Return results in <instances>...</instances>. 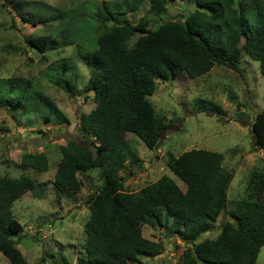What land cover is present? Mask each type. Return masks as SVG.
<instances>
[{
    "label": "trees",
    "instance_id": "16d2710c",
    "mask_svg": "<svg viewBox=\"0 0 264 264\" xmlns=\"http://www.w3.org/2000/svg\"><path fill=\"white\" fill-rule=\"evenodd\" d=\"M168 1L174 0L100 1L94 10L96 35L84 41L80 27L74 32L73 37L85 45L67 37L58 40L69 32L68 24L26 38L39 52L57 44H75L88 69L84 90L92 92L94 106L79 114L77 128L83 139L58 144L60 157L52 181L58 191L71 195L84 184L81 174L98 170L103 178L85 201L89 215L83 224L78 264H133L141 263V256L160 255L163 241L144 236V223L179 233L190 244L180 254V264H254L264 244V161L250 172L244 197L231 201V218L219 223V233L197 242L202 233L214 228L226 209L233 171L223 167L222 153L204 148H190L178 156L168 153L166 164L184 183V189L167 174L136 191L124 189L123 172L129 173L141 162L127 133L157 149L166 127L148 97L157 80L183 72L194 78L214 65L242 73L243 53L258 61L264 77V0H180L193 4V9L155 27H148L146 16L134 24L107 23L144 2L163 12ZM50 11L55 22L62 21L60 10L50 7ZM54 11L58 15L54 16ZM21 17L26 22L31 19L25 14ZM49 79L73 94L72 80L54 73ZM0 107L18 109L21 116L38 113L46 123L68 122L54 100L23 76H0ZM251 130L254 148L264 150V107L254 116ZM19 164L46 171L49 157L46 150L25 151ZM40 184L28 175L0 176V252L8 264H40L27 261L17 247L22 224L12 210L16 198ZM165 214L171 219L168 224Z\"/></svg>",
    "mask_w": 264,
    "mask_h": 264
},
{
    "label": "rangeland",
    "instance_id": "374dc122",
    "mask_svg": "<svg viewBox=\"0 0 264 264\" xmlns=\"http://www.w3.org/2000/svg\"><path fill=\"white\" fill-rule=\"evenodd\" d=\"M100 1L0 0V76L31 78L68 119L62 124L46 123L38 113L21 116L18 109L0 107V176L28 175L41 182L38 187L22 193L12 204L13 213L22 224V232L17 235L20 237L14 238L30 263L78 264L83 252V224L89 215L85 201L103 182L99 171L91 170L81 174L84 184L77 193L65 195L52 184L60 157L58 144L68 139H83L77 128L78 117L94 106L92 92L84 90L88 69L76 53L75 44L81 41L73 36L79 27L84 41L96 35L94 10ZM166 3V10L157 12L144 2L138 9L126 15L118 14L107 23L129 21L134 24L141 16H146L150 28L163 21L181 18L193 9V4L186 1ZM50 7L64 14L62 21H54ZM23 14L31 19L24 21ZM56 15L58 12L54 11ZM62 24H68L69 32L58 36V40L72 38L75 44H57L39 52L26 40L30 35L46 33ZM240 68L242 73L214 65L208 72L194 78L183 72L174 78L157 80L148 97L156 114L162 116L166 124L159 147L151 149L132 133L126 135L141 157L140 164L134 165L132 171L123 172L127 191H136L163 174L184 189V183L166 164L168 153L178 156L190 148H204L223 154V167L233 171L227 189L226 209L218 216L214 228L202 233L196 242L219 233V223L231 218L228 214L231 201L244 197L250 172L264 161V150L254 148L251 130L254 116L264 107V77L258 61L246 53L240 58ZM51 73L72 80L73 94H67L52 83L49 79ZM42 150H46L49 157L48 170L39 171L19 164L22 152ZM163 218L165 224L171 220L166 214ZM142 233L148 238L162 240L164 250L155 257L141 256V263L133 264H180V254L190 247L179 233L168 232L157 224L144 223ZM8 263L7 257L0 252V264ZM254 264H264V244Z\"/></svg>",
    "mask_w": 264,
    "mask_h": 264
}]
</instances>
